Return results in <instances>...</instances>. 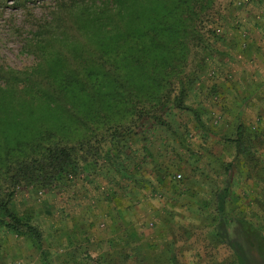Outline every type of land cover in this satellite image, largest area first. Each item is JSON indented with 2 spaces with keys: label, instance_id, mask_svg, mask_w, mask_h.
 <instances>
[{
  "label": "rangeland",
  "instance_id": "374dc122",
  "mask_svg": "<svg viewBox=\"0 0 264 264\" xmlns=\"http://www.w3.org/2000/svg\"><path fill=\"white\" fill-rule=\"evenodd\" d=\"M171 1L0 0L1 68L42 65L25 43L41 51L36 31L60 7L76 14L80 39L92 33L93 42L97 27L118 44L122 31L145 27L157 39L143 41L147 51L125 52L143 68L119 59L118 83L106 86L100 72L94 94L59 106L27 84L0 80V200L40 233L34 239L0 224V264H236L244 243L216 211L225 185L230 216L264 232V191L254 180L263 175L264 137H252L264 128V0H191L175 8ZM137 12L145 18L136 21ZM238 124L253 139L248 156L236 155L229 141ZM42 130L71 148L75 168L47 185L19 181L25 169L12 155L38 159L22 148Z\"/></svg>",
  "mask_w": 264,
  "mask_h": 264
},
{
  "label": "trees",
  "instance_id": "16d2710c",
  "mask_svg": "<svg viewBox=\"0 0 264 264\" xmlns=\"http://www.w3.org/2000/svg\"><path fill=\"white\" fill-rule=\"evenodd\" d=\"M172 0L170 6L175 8L177 4L191 3V0L176 2ZM60 12L52 16L51 21L46 25H41L40 29L36 31L37 36L42 34L40 38L43 44L40 46L41 51L37 52V46L27 42L26 48L33 52L42 62V65L37 64L30 67V69H12L0 67V80L3 84H8L10 88L15 87L17 83H24L34 88L39 92L45 100H49L58 104L65 103L66 99L70 96H76L81 93L85 97H89L97 91L96 78L98 74L106 79V86H111V83H118L120 81V75L117 71L124 69L123 65H119V59L123 60L127 64V67L143 68V64H137L133 58L126 56L125 52L147 51L146 48L150 45L144 43V40L155 38L152 31L148 28H139L136 32L122 31L123 40L120 44L112 42L111 36L104 34L103 28L97 27L95 31V39L93 42L88 40V36L91 38L92 33L84 34L83 39L81 33H78V25L73 21L76 14H67L65 8L60 7ZM181 12L184 14L195 15V13L182 8ZM113 17H116L117 21L121 20L123 16L120 13H110ZM134 19L140 21L143 18L141 12L134 14ZM165 18V15H161ZM162 22V19H158L157 23ZM180 23L186 24L191 27L188 21H180ZM142 25V24H140ZM182 33L174 34L178 38V43L182 44L185 39L183 27H179ZM178 28V29H179ZM168 32L174 33V29H167ZM78 37V39L76 38ZM98 38V40H97ZM77 41L72 45L68 44V41ZM79 40L82 42H79ZM96 44V42H98ZM128 43V45H126ZM151 48L157 46L156 41L152 43ZM54 52L55 65L52 66L51 71L48 69V56ZM80 57L81 60L87 61L88 66H81V60L76 59ZM48 62V63H47ZM44 64V66H43ZM146 71V69H144ZM101 72V73H100ZM159 70L155 69L153 72L147 71V75H158ZM153 81L156 79L150 77ZM151 80V81H152ZM123 84V83H120ZM2 90V88H0ZM122 93V92H119ZM119 93H117L119 95ZM70 102H74L72 98ZM160 122V119H158ZM250 130L243 128L242 125L236 126L235 137L230 138L229 141L233 143L236 150V155L242 152L245 156L249 155L248 146L251 145L252 140H249ZM252 134V133H251ZM248 136V137H247ZM252 137L259 139L264 137V128L255 127V132ZM45 142L47 144H45ZM263 145L260 147L264 150ZM32 148V149H31ZM23 150H29L30 153H36L38 159H30L26 162V157H20V155H12L18 167L25 169L18 171L17 179L19 181L36 182L41 184H50L54 179L60 178L63 173L68 170H74L75 158L72 156L71 148L69 149L65 145H59L58 141L54 142L53 136L50 132L42 130L39 136L36 137L35 142L31 141V147L22 148ZM9 162L6 163L8 166ZM31 164V165H30ZM229 163L227 166H230ZM68 169V170H67ZM260 175L254 177L257 182H262L261 191H264V167L260 169ZM1 173V172H0ZM229 185H225L219 194L217 195L216 211L220 215L222 224H224L232 235H237L241 238L246 249V255L240 254L235 250L234 257L236 264H263L264 263V232L261 226L257 227L250 220H247L241 216H230L227 210ZM262 201V200H260ZM261 212L264 213V204H260ZM0 224L6 228L12 229L15 232L28 234L34 239H39L40 233L37 228L29 224L26 221L20 219L7 205V202L0 200ZM233 242L229 243V246L234 249Z\"/></svg>",
  "mask_w": 264,
  "mask_h": 264
}]
</instances>
